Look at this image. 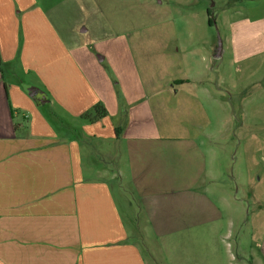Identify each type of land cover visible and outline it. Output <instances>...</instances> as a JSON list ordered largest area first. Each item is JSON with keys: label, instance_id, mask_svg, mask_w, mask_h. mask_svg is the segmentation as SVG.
Segmentation results:
<instances>
[{"label": "crops", "instance_id": "obj_1", "mask_svg": "<svg viewBox=\"0 0 264 264\" xmlns=\"http://www.w3.org/2000/svg\"><path fill=\"white\" fill-rule=\"evenodd\" d=\"M42 3L0 0V264H173L161 239L183 233L179 223L213 220L218 208L197 195L196 176L182 180L167 168L164 150L173 138L160 133L147 89L116 90L98 70L104 58L73 35L63 38L52 17L60 12ZM244 9L232 60L264 62V0ZM30 72L35 81L24 83ZM192 80L203 81L183 82ZM179 85L167 92L177 94ZM96 104L104 116L83 118H93ZM113 185L133 213L131 189L138 193L150 228L146 245L131 236ZM190 206L194 213L186 214Z\"/></svg>", "mask_w": 264, "mask_h": 264}, {"label": "rangeland", "instance_id": "obj_2", "mask_svg": "<svg viewBox=\"0 0 264 264\" xmlns=\"http://www.w3.org/2000/svg\"><path fill=\"white\" fill-rule=\"evenodd\" d=\"M248 1L42 3L57 7L60 15L52 17L63 38L73 35L93 57L104 58L98 70L116 90L147 89L160 133L173 138L164 150L167 168L173 174L176 169L182 180L196 176L197 195L218 208L213 220L179 223L183 233L159 240L172 249V255L166 252L173 264H196L195 256L209 264H264V62L235 63L230 48L238 39L237 23L248 15ZM13 66L7 63L6 71ZM26 75L24 83L33 84L36 74ZM189 77L203 81L183 82ZM173 83L180 87L177 94L167 92ZM27 89L30 95L38 90ZM154 89L161 91L152 95ZM41 112L48 115L50 108L42 106ZM189 137L196 140L185 143ZM113 189L131 236L146 245L143 234L150 228L138 193L131 189L137 203L133 213L116 185ZM188 209L186 214L194 213Z\"/></svg>", "mask_w": 264, "mask_h": 264}, {"label": "trees", "instance_id": "obj_3", "mask_svg": "<svg viewBox=\"0 0 264 264\" xmlns=\"http://www.w3.org/2000/svg\"><path fill=\"white\" fill-rule=\"evenodd\" d=\"M91 112L93 114V118L90 117V113H85L83 115V118H88L90 120H96L98 118H101L105 114V109L100 104H96L95 106H93Z\"/></svg>", "mask_w": 264, "mask_h": 264}, {"label": "water", "instance_id": "obj_4", "mask_svg": "<svg viewBox=\"0 0 264 264\" xmlns=\"http://www.w3.org/2000/svg\"><path fill=\"white\" fill-rule=\"evenodd\" d=\"M220 51H221V44L219 43L218 48H217V54H216L217 57L220 56ZM31 96L33 98H35L36 101L39 103H45L46 102V99L42 98L41 92L38 90L34 91V93H32Z\"/></svg>", "mask_w": 264, "mask_h": 264}]
</instances>
